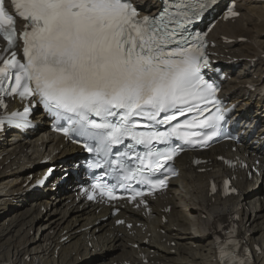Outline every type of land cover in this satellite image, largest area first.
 <instances>
[{
  "label": "snow or ice",
  "instance_id": "snow-or-ice-1",
  "mask_svg": "<svg viewBox=\"0 0 264 264\" xmlns=\"http://www.w3.org/2000/svg\"><path fill=\"white\" fill-rule=\"evenodd\" d=\"M12 3L15 13L27 23L18 36L16 19L5 0H0V33L8 50L22 40L23 60L15 51L0 55V93L22 99L39 97L51 116L67 122L60 131L95 142L94 147L84 146L102 156L118 176L113 184H93L89 199L95 198L97 190L110 200L123 198L117 195L123 189L136 201L145 191L133 187V182L145 185L151 194L166 186L167 177L154 179L155 174L183 150L173 146L174 139L206 147L220 135L225 115L216 97L219 89L202 72L209 65L207 42L204 34L192 31V25L216 0H160V10L147 15L140 14L133 0ZM228 14L238 15L235 11ZM209 103L215 105V112L204 116ZM0 106L7 107L2 97ZM29 111L24 109V113ZM187 113L194 114L172 123ZM142 120L148 123L141 125ZM3 123L0 119V126ZM165 125L167 130L160 131ZM141 126L149 130H137ZM118 145L127 151L117 153L112 161L113 148ZM137 146L146 151L136 153L138 164L127 166L124 158ZM94 167L103 166L97 162ZM225 187L227 190V183ZM229 243L233 251L226 252L222 243L220 259L231 256L228 264H250L247 249L243 256L235 250L241 248V242Z\"/></svg>",
  "mask_w": 264,
  "mask_h": 264
},
{
  "label": "bare ground",
  "instance_id": "bare-ground-1",
  "mask_svg": "<svg viewBox=\"0 0 264 264\" xmlns=\"http://www.w3.org/2000/svg\"><path fill=\"white\" fill-rule=\"evenodd\" d=\"M134 1L152 8L150 11L159 7L156 0ZM217 8L223 11L224 3H219ZM239 10L242 12L239 18L219 22L210 35L218 42L213 50L218 55L222 53L221 59H231L239 65L222 93L231 101L239 102L238 112L248 106L254 110L247 114L249 122L258 124V144L250 150L251 156L246 157L245 151L232 153L223 144L202 153L209 160L197 165L202 171L189 167L183 157L177 159L179 175L172 180L166 194L149 201V219L138 216V208L123 205L119 216L132 223L140 222V226L132 227L131 234H127L122 226L115 227L110 217L99 222L109 215V207H102L97 213L100 205L79 200L74 190L66 191L62 187L53 192V198L47 199L39 191L23 194L25 187L21 183L30 178V173L36 169L44 171L40 158L48 155L54 160L68 159L78 149L50 132L45 138L38 137L40 132L36 131H29L26 137L17 133L8 135L0 141V260L26 262L30 258L39 264H112L125 259L132 264H214L210 240L214 224L226 222L230 214H237L244 218L238 222L239 234L252 245L261 246L256 264H264L262 180L253 182L240 172L237 195L230 198L205 195L207 178L218 180L225 172L215 160L216 154H239L251 161L264 155L260 138L264 134V93H261L264 89V3L239 0ZM220 34L231 37L233 42L222 44ZM241 37L245 40H239ZM223 67L232 72L234 64ZM36 117L40 119V129L47 132L43 115ZM28 163L35 164L32 171L26 170ZM20 178L21 183H17ZM167 205L170 211L160 212ZM42 206L54 208L45 211ZM161 214L165 222L160 221ZM64 236L68 240L61 241ZM133 243L137 248L131 247Z\"/></svg>",
  "mask_w": 264,
  "mask_h": 264
}]
</instances>
